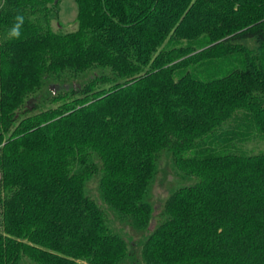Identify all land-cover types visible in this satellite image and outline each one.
<instances>
[{
	"label": "trees",
	"instance_id": "trees-1",
	"mask_svg": "<svg viewBox=\"0 0 264 264\" xmlns=\"http://www.w3.org/2000/svg\"><path fill=\"white\" fill-rule=\"evenodd\" d=\"M59 1L0 0V264H264V0Z\"/></svg>",
	"mask_w": 264,
	"mask_h": 264
},
{
	"label": "rangeland",
	"instance_id": "rangeland-1",
	"mask_svg": "<svg viewBox=\"0 0 264 264\" xmlns=\"http://www.w3.org/2000/svg\"><path fill=\"white\" fill-rule=\"evenodd\" d=\"M76 13L77 5L75 0H60L58 3V15L59 21L61 22L62 30H72L76 27ZM52 26L56 28L57 22L56 19L51 21ZM175 176L172 174L164 178L161 182L154 184L151 197L155 205H159L162 200L170 192L172 183L175 182Z\"/></svg>",
	"mask_w": 264,
	"mask_h": 264
},
{
	"label": "clouds",
	"instance_id": "clouds-1",
	"mask_svg": "<svg viewBox=\"0 0 264 264\" xmlns=\"http://www.w3.org/2000/svg\"><path fill=\"white\" fill-rule=\"evenodd\" d=\"M24 23V18L23 16H20L18 15L16 18H15V22L12 26V28L10 29V32H9V35L12 37V38H19L20 37V34H21V26L23 25Z\"/></svg>",
	"mask_w": 264,
	"mask_h": 264
}]
</instances>
